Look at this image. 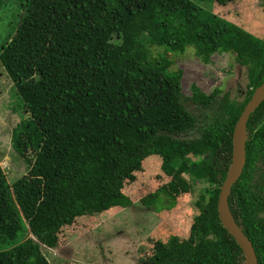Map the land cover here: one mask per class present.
Returning a JSON list of instances; mask_svg holds the SVG:
<instances>
[{"label":"trees","instance_id":"obj_1","mask_svg":"<svg viewBox=\"0 0 264 264\" xmlns=\"http://www.w3.org/2000/svg\"><path fill=\"white\" fill-rule=\"evenodd\" d=\"M25 8L0 46L25 101L26 120L12 140L29 167L9 183L0 164V264H50L42 245L57 247L98 223L97 215L132 206L145 181L158 186L140 203L159 211L177 208L195 182L204 186L186 236L157 238L144 263L246 264L218 200L235 125L264 82V38L192 0H27ZM149 43L164 53L154 57ZM189 46L205 61L234 52L247 66L244 99L195 85L189 110L181 74L169 70L171 57ZM247 136L229 207L264 264V101ZM22 232L30 234L5 246Z\"/></svg>","mask_w":264,"mask_h":264},{"label":"rangeland","instance_id":"obj_2","mask_svg":"<svg viewBox=\"0 0 264 264\" xmlns=\"http://www.w3.org/2000/svg\"><path fill=\"white\" fill-rule=\"evenodd\" d=\"M192 1L219 18L264 38V0H234L227 4L221 0ZM26 4L27 0H0V46L16 32ZM148 49L154 57L164 53V47L159 45L149 43ZM171 58L173 62L169 70L180 72L181 92L189 110L194 111L195 103L190 97L195 85L206 93L219 89L238 101L244 99L248 84L247 66L238 62L234 52L219 50L205 61L193 46H189ZM170 71L168 73L174 74ZM25 108V101L0 60V164L9 183L16 181L29 168L12 140L15 128L26 120ZM194 185L195 193L182 196L177 208L159 211L155 206L140 203L141 196L158 186V183L149 186L145 181L143 189L132 194V206L110 214L101 213L97 215L98 223L83 225L57 247L42 245V251L50 264H149L144 263V257L157 238L166 240L173 233L186 236L191 217L199 213L197 201L204 186L196 182ZM167 203L165 198L163 204ZM28 234L30 232L20 233L16 240L6 242L5 246L21 243Z\"/></svg>","mask_w":264,"mask_h":264},{"label":"water","instance_id":"obj_3","mask_svg":"<svg viewBox=\"0 0 264 264\" xmlns=\"http://www.w3.org/2000/svg\"><path fill=\"white\" fill-rule=\"evenodd\" d=\"M263 101L264 82L254 91L235 125L233 133L232 165L227 173L223 185L221 186V192L218 200L219 217L225 228H227V230L236 238L237 242L243 248L247 256L246 264H259L258 257L251 239L235 222L229 207V196L232 192L233 185L240 178L246 164V141L248 139L247 123L251 114L261 105Z\"/></svg>","mask_w":264,"mask_h":264}]
</instances>
